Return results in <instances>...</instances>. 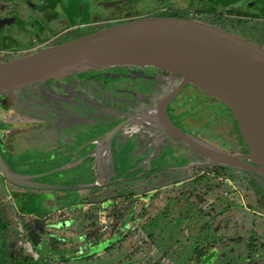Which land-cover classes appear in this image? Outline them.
<instances>
[{"label":"flooded vegetation","instance_id":"1","mask_svg":"<svg viewBox=\"0 0 264 264\" xmlns=\"http://www.w3.org/2000/svg\"><path fill=\"white\" fill-rule=\"evenodd\" d=\"M146 18L194 20L220 28L248 42L251 39L264 45V0H0V64L26 57L48 48L70 43L105 29ZM64 41L66 42L64 43ZM112 70L114 69L107 71L110 72ZM141 71H143V75L138 79L139 87H117L116 90L120 93L123 92L124 96H128L129 99L116 101L111 98L112 111L110 110L111 108L106 109L103 106H99L92 98L87 97H78V99L64 102L63 99L43 92L46 83H39L16 91L15 94H18V97L14 93L12 95L0 96V152L4 160L15 170L30 174H42L57 170L62 171L38 180L40 182L65 183L70 181L79 171V167L77 168L76 166L78 161L73 163L70 159L69 161L63 162V155L67 154L69 150V155L72 158L75 156V154H71L73 147L72 140L69 138L70 143L56 142L54 138L56 132H52L54 129H51L47 131L49 133L40 142V145L46 151L45 158L43 156L39 158L36 156L18 157L14 153L13 144L19 130H27L28 128L34 130L49 129L55 122H50L49 119L39 117L36 114L41 113L44 108L56 109L61 112L63 111V106H65L78 115L76 116L78 120H81L79 116H83L85 110L86 112H88V109L98 110L100 113L102 112L101 114L105 118L94 123L88 121V130L93 134L92 137L86 142L78 143L73 148L74 151L82 150L81 153L86 155L87 152L94 148L93 145L86 146L91 142L93 143L95 138L115 129L133 117L155 108L162 100L173 94L181 86L183 81V78H175V87L168 92H164L157 85L161 84L165 77L170 79V75L173 77L176 75L154 68L132 67L131 74H127V77ZM101 72L106 71H90L83 75L81 74L82 76L77 75L65 79L50 80L48 82L80 80L81 83H84L90 89L92 87L88 82L92 80L91 78L93 76ZM97 81L103 83L101 80ZM148 92L152 94L144 96ZM26 94L32 95L29 103L32 107L30 106L31 109L25 113L26 110H22L21 106L24 105L22 104V98ZM186 95L188 94L185 86L168 105L167 113L171 121L176 126L182 128L183 131L194 134L209 142L210 138L204 134L206 132L204 130L201 132L195 130L191 122L192 118H196L199 115L205 117L202 121H208L206 118L207 113L203 112L205 109L194 110L193 108L185 106L175 108V102L180 97ZM140 96H142L141 101ZM131 105L138 106L136 113L126 112L125 108L132 109L130 107ZM184 108H187L188 113L183 115L182 111H185ZM28 112H33L30 113L32 117L25 118L24 116ZM67 115H69V112H67ZM122 116H124L123 120L117 121ZM187 116L189 117L190 123L186 121L188 120ZM18 117L25 119L20 122L17 119ZM56 120L58 122L57 124H59V119ZM106 123H111L109 125L110 127L106 131L98 133L100 131H98L99 126ZM63 126L67 127V123L54 127L62 130L61 127ZM82 130V128L75 129L69 133L78 134ZM68 136L71 137L70 134ZM50 141L51 143L47 144ZM174 142L180 146L196 150L174 139L165 142L156 154V145L149 148L140 146L134 141H131L126 149L123 150L122 157L117 164V177L115 178L116 180L122 181L116 185L120 186L125 184V182H133L135 184L133 193L129 194L125 198V201L127 200L131 203L132 200H140L145 192H147L145 190L149 184L146 182L155 181L156 179L154 177H158L163 172L162 165L166 162H163L161 156L167 155L166 146L168 143ZM212 145L219 148L215 144ZM240 146V150L238 152L233 151V154L245 155L243 153L245 145L240 142ZM61 152L64 153L60 154ZM53 153H58L54 159L51 157ZM123 165H125V168L121 172ZM63 167L71 170L63 172ZM137 168L139 169L136 170ZM218 168L216 167L213 170H217ZM229 169H237L249 174L248 171L242 168ZM150 170H153V172L149 174L148 171ZM213 170L210 169L209 172ZM120 173H123L124 176L121 177ZM66 174H69V176L64 177ZM139 174L146 176L137 177ZM203 174L210 175L206 174L205 171L201 175ZM195 178L193 176L178 183H167L165 181L164 184L155 189H165L167 185L176 184L188 186L187 182L193 181ZM261 182L259 183L264 186V180ZM118 186L115 187L116 189H114L113 194L109 193L105 194V196L97 195L96 191H107L108 189L106 188L79 193L82 195L85 194L81 198L83 203L96 202L99 199L104 201L114 197ZM89 192L95 193L87 195ZM81 194L78 198H80ZM70 197V194L66 191L50 192L46 190L19 188L8 181L0 169V264H69V260L67 259H75V261H72V264H76L82 259L95 261L96 258H98V264H125L127 260L131 261L133 258H137L135 260L141 262L143 261L141 257L144 260L147 258L148 261L147 259L146 261L149 264H153V257H147L144 254L146 250H143L141 241H137L134 246L131 245V242L123 243L127 242L128 236H131V229L121 230L120 233H113L111 242L102 248V250L104 249V254L116 249L119 257L118 260H113L112 255L110 263L104 260L102 261V253L98 254L101 249L95 251V247H84L89 253H92L91 255L89 253L86 255L81 254L80 256L67 257L63 260V203H68L69 200L74 199ZM114 202H112V205H114ZM124 203L118 202L119 207L123 208ZM115 206H117L116 202ZM80 215H82L85 221L87 220L86 223L81 222L82 218ZM77 216L76 220L79 223L78 229H80L79 235L82 238L83 245L85 238L90 239L98 232L97 229L93 228H89L87 231H83L82 229L83 224L88 225V220L91 217L95 219L96 215L86 217L84 214H78ZM112 232L108 231L106 237H110L109 235ZM185 232L187 235L183 239ZM188 232V230L181 232L182 244L179 245L177 243L175 245L176 247L170 245L163 250L153 245L155 248L150 249L151 252L156 251L155 253L159 257L167 251L166 260L172 261V264H196V260L194 258L190 259L188 254L194 250L193 240H190L191 235ZM188 236L190 237L188 238ZM116 244H119L118 248H116ZM124 245L129 250H122ZM186 251L187 253H185ZM68 253H71L70 250L67 251ZM183 253L185 254L183 255ZM210 253L200 264H203Z\"/></svg>","mask_w":264,"mask_h":264},{"label":"water","instance_id":"2","mask_svg":"<svg viewBox=\"0 0 264 264\" xmlns=\"http://www.w3.org/2000/svg\"><path fill=\"white\" fill-rule=\"evenodd\" d=\"M154 68L183 76L181 86L155 108L139 114L102 134V140L125 138L154 115L169 139L196 149L220 167L242 168L260 183L264 180V48L232 33L202 22L176 18H146L91 34L76 41L0 64V96L50 80L65 79L90 71L117 67ZM197 72L206 73L209 83L229 106L240 123L248 145L245 155L229 154L206 140L183 131L167 113L168 105ZM94 144L91 142L86 147ZM85 147V148H86ZM84 148V149H85ZM82 151V150H81ZM94 148L87 152L93 156ZM120 150L106 165H92L77 172L68 182L38 180L62 171L30 174L15 170L0 152V169L15 186L28 190L76 191L105 189L116 180ZM75 155L71 162H75ZM77 166V165H76ZM75 166V168H76ZM74 169V168H73ZM63 167V172L70 171ZM146 175H138L144 177ZM264 187V186H263Z\"/></svg>","mask_w":264,"mask_h":264},{"label":"rangeland","instance_id":"3","mask_svg":"<svg viewBox=\"0 0 264 264\" xmlns=\"http://www.w3.org/2000/svg\"><path fill=\"white\" fill-rule=\"evenodd\" d=\"M67 41V40H66ZM64 41V43L66 42ZM249 41L259 47H263L259 42L253 41L249 39ZM132 67L128 66H122L117 67L114 70L108 72H101L100 74L93 76L90 82H88L89 85H91L92 88H88L84 83H81L80 80H73V81H54V82H46V86L43 88V92L46 94H51L56 98L63 99L64 102H67L72 99H78L80 98H92L93 101L99 105L103 106L106 109L111 108V98L116 101L126 100L129 99L128 96H124L123 92L117 91V87H139L138 79L141 75H143V71L132 74V76L127 77V74H131ZM171 74V73H170ZM83 75V74H82ZM81 75V76H82ZM173 77L170 75V79L164 78L163 82L161 84L157 85L159 89H161L164 92L170 91L173 87H175L176 79H182L183 76L179 74ZM172 76V78H171ZM97 80L103 81V83H100ZM151 92L146 93V95H151ZM15 96L18 97V94H15ZM142 95V96H143ZM142 96H140V101L142 100ZM32 98V95L26 94L23 99V106H21L22 110L29 111L31 109V105H29ZM20 107V105L18 104ZM31 106V107H30ZM137 105H131L132 109L125 108L126 112L130 113H136L138 111ZM185 111H182V114H187V108H184ZM88 112H84L83 116H79L81 120L76 118L78 116L76 113L72 112L67 107L63 106V111H57L44 108L41 113H36L39 117L49 119L50 122H55L52 124V126L49 127V129H30L27 130L24 129L22 131L19 130L18 135L16 136V139L14 141L13 147H14V153L18 157H27V156H36L37 158L45 155L46 151L45 148L40 145V142L42 141V138L46 136L49 132L48 130L54 129L52 132H56L55 139L58 143H70L69 138L72 140L73 147L72 149L80 142H86L90 137H92V133H90L89 126L87 124L88 121L90 122H99L100 120L104 119L105 116H103L98 110H87ZM67 112H69V115H67ZM203 112H206V118L208 121L204 120V116L199 115L196 118H192L191 122L193 127H195V130L201 132L204 130L206 133H204L206 136L210 138V141L208 143L215 144L219 148H221L224 152L233 154V151L238 152L241 148L240 146V135L242 137V132L240 130V123L236 116L234 115L233 111L229 108V106L222 104L221 106H214L209 107L205 109ZM30 113L28 112L24 117L29 118L32 117ZM63 113V114H61ZM66 114V115H65ZM188 117V116H187ZM210 117V118H209ZM23 117H18V121L22 122L25 119ZM124 116L121 118H118L117 121L123 120ZM185 118V117H184ZM59 119V124L61 126L65 123H67V127L63 126L61 127L62 130H58L54 126H58L57 120ZM83 123H79V122ZM86 121V122H85ZM189 122V117L188 120ZM19 122V123H20ZM112 123V122H111ZM111 123L102 124L98 128V133H102V131H106L111 125ZM190 123V122H189ZM188 123V124H189ZM204 123V124H203ZM30 127V125H29ZM83 129L78 134L74 133L71 134L69 132L75 130V129ZM204 128V129H203ZM188 129V128H187ZM189 130V129H188ZM70 134L71 137L68 135ZM68 137V138H67ZM62 139V140H61ZM77 141V142H76ZM51 143L48 142L47 144ZM76 143V144H75ZM71 147V146H70ZM167 148V155L161 156L163 159L162 170L163 172L158 175V177H154L155 181H147L146 183L149 184V186L146 188L145 191L152 192L155 188L165 183H178L182 182L184 180H187L193 176L198 177L203 173V171L206 172V174H211L209 170H213L216 167H220L217 163L213 162L210 158L202 155L197 150H193L188 147H183L178 144L174 143H168L166 146ZM70 151V150H69ZM69 151L67 154L63 155V162L72 160V156L69 155ZM165 152V151H164ZM64 152H61L60 154H63ZM86 153V152H84ZM58 153L51 154L52 159L56 157ZM87 154V153H86ZM45 158V157H44ZM158 161L157 159H155ZM126 163V162H125ZM156 163V162H154ZM125 168V165L122 166L121 172H123ZM137 168L136 170H138ZM161 169V168H160ZM214 171V170H213ZM230 173L236 174V176L244 177V173L241 170H234L230 169ZM153 172V170L148 171L150 174ZM198 172V173H197ZM121 177L124 176L123 173H120ZM140 175V174H139ZM69 174L64 175V177H68ZM231 186L234 188V192L231 190H228V194L226 195L225 200H223L221 203H218L216 205V209L218 212L223 211V209H226L227 206H229V201H232V209L237 211L235 217L233 216L232 211L231 212H225L223 218L227 219V222L229 220H237L242 221L244 211L241 208L236 209L234 205L242 203L245 210L252 208L253 204L251 201L253 200V196H249L248 198L245 197L246 193L244 190L239 189V187H235L233 183L235 182H229ZM237 184V183H235ZM118 185H114L111 188L108 187L107 191H100L97 190V195H103L105 194H113L115 187ZM168 186V185H167ZM185 185H181L180 187H184ZM164 187V186H162ZM135 189V184L133 182H128L125 184H122L118 186L117 191L115 192V195L113 198H109L108 200H97L96 202L93 201L91 203H83L82 202V196H85V194H81L76 191L68 192L70 194V198H74L69 200L68 203H63V260L67 257H75L80 256L81 254H87L89 251H87L84 247V244L82 245V238L79 235V223L76 220V216L78 214H84L86 217L91 215L98 214H111V210L114 208L112 205V202H114L116 199H118V202H124L125 198L129 196V194L133 193ZM145 192V193H147ZM95 193V192H92ZM91 192H89L87 195H91ZM81 194L80 198L79 195ZM251 194V193H249ZM167 197L163 195L162 197H156L154 200V207L150 210L149 214L145 219H143L140 222H145L146 219L152 221L150 224L143 223L142 228H140V234L136 236H128L127 242L123 243H129L137 241H141L142 248L145 251V255L147 257H153V264H165L170 263L172 264V261L166 260L167 257V251L164 252L159 257L156 251H152L150 249L155 248L153 245H155L157 248L163 250L168 248L170 245H175L177 243L182 244L183 239L186 237L185 235L182 239V233L185 231H189L191 235V241L194 240V243H197L200 241V237L196 235L197 231V225L200 224L199 214L193 211L192 213L187 214L186 210H192L193 208H196V206L192 203V201H185V199H178L173 203H169L166 199ZM244 198V200H243ZM138 201V200H137ZM175 203V204H174ZM174 206V209L171 213L168 212V209L170 210V207ZM230 208V206H229ZM231 209V208H230ZM179 211H184L183 214L180 215ZM174 212V213H173ZM247 213V211H245ZM247 218L250 220L252 219V214H245ZM82 218V215H80ZM78 217V216H77ZM166 217V219H164ZM174 217V218H173ZM242 217V218H241ZM254 218V217H253ZM83 219V218H82ZM141 219V218H140ZM209 219V218H207ZM224 219H220L219 223H222ZM210 221V219H209ZM171 222V223H170ZM128 226L133 227L136 225H132L131 222H127ZM230 223V221H229ZM228 223V224H229ZM203 224V223H202ZM250 224V223H247ZM245 222L239 226L238 229L235 231H228L232 223L228 226V228H221V227H214L211 225L210 230H208V234H204L203 236L206 237H212L213 232L218 233V236L221 237V240L225 241V238L230 235H237L238 237H245L244 242L241 244L238 243H218L216 248L212 250L210 255L204 260L203 264H264V236L261 235V237H249L246 234L245 231ZM199 226V225H198ZM248 226V225H246ZM191 227L193 228V233L190 232ZM260 234H258L259 236ZM190 236H188L189 238ZM179 238V239H178ZM252 238L254 241H256L255 247L252 250H249L247 247V244L250 242L249 239ZM177 239V240H176ZM131 240V241H130ZM250 244V243H249ZM119 244H116V248H118ZM65 247V248H64ZM71 253L67 254V251ZM122 250H129L127 246H123ZM149 250V251H148ZM73 251V252H72ZM101 260L106 261L108 263L111 262L110 258L113 255V260H118L119 257L116 253V249L104 254V249L100 250L98 254H101ZM187 253V251L185 252ZM183 253V255L185 254ZM90 255L92 253H89ZM104 254V255H103ZM68 255V256H66ZM71 255V256H69ZM73 255V256H72ZM143 261L137 262L133 258L131 261L127 260L125 264H149L146 259L144 260L143 257H141ZM69 260V264H72V259ZM76 264H98V258H96L95 261L89 260L86 261L85 259L79 260Z\"/></svg>","mask_w":264,"mask_h":264},{"label":"trees","instance_id":"4","mask_svg":"<svg viewBox=\"0 0 264 264\" xmlns=\"http://www.w3.org/2000/svg\"><path fill=\"white\" fill-rule=\"evenodd\" d=\"M160 71V70H159ZM240 142L245 145V150H243L244 154L249 153L248 145L244 141V139L240 135ZM229 167H219L217 170L212 171L210 175H199L193 181L187 182L188 186L180 187L181 185H168L165 189H155L153 192L145 193L140 200L133 201L129 203L127 200L124 201L123 208L119 207L118 201L115 200L117 206L111 210V214H98L95 219L91 217L88 221L89 224H83L82 229L83 231H87L89 228L97 229V234L90 239L84 240V244L88 248H94L95 251L98 249H102L105 245H107L113 239V233H120L121 230H129L130 227L128 226V221L131 222L132 225H136L131 227V236L135 234H140L139 229L142 228L143 223L150 224L152 221L147 220L145 222H140L147 217L150 210L154 207V200L156 197H162L165 195L167 201L169 203H173L176 200L185 199V201H192V203L196 206L191 211L186 210L187 214L192 213L195 211L199 214L200 221L202 223L197 225L196 235L200 237V241L194 243V250L189 252L190 259H195L196 264H200L201 261L212 251L216 248L218 243H238L241 244L244 242L245 237H238L235 235H228L225 238V241L221 240V237L218 236V233L215 234L213 232L212 237H204V234H208V230H210L211 225L219 228H228V226L232 223L231 228L228 231H235L239 228V226L244 224L245 222V231L249 237H261L264 236V188L259 183L257 179H255L252 175L244 173V177L236 176V174H232L229 171ZM229 182L233 183L235 187H239V189L244 190L246 195L245 197L248 198L249 196H253V200L251 203L253 204L252 208L245 210L242 203L234 205L236 209L241 208L244 211L243 220L237 221L224 219L225 212L233 213L232 217H235L236 212L232 209L231 203L229 201V206L223 211L218 212L216 209V205L221 203L223 200L227 199L226 195L228 194V190L234 192V187L230 185ZM186 184V183H185ZM234 188V189H233ZM251 193V194H249ZM231 202V203H230ZM113 204V203H112ZM175 204V203H174ZM174 209V206L168 209V212L171 213ZM247 211V213H245ZM180 215L184 213V211H179ZM174 213V212H173ZM238 213V212H237ZM245 214H252L253 217L250 220L246 217ZM241 217V218H242ZM141 218V219H140ZM174 218V217H173ZM209 218V219H207ZM166 219V217H164ZM220 219H224L222 223H219ZM140 220V221H139ZM87 221V220H86ZM86 221L81 219V222L86 223ZM171 223V222H170ZM229 223V224H228ZM250 223V224H247ZM248 225V226H246ZM108 231H113L110 237H106ZM190 232H194L193 228L191 227ZM258 234H260L258 236ZM249 243L247 247L249 250L254 249L256 241L252 238L249 239ZM142 243V242H140ZM134 242H131V245L134 246ZM143 244V243H142Z\"/></svg>","mask_w":264,"mask_h":264},{"label":"bare ground","instance_id":"5","mask_svg":"<svg viewBox=\"0 0 264 264\" xmlns=\"http://www.w3.org/2000/svg\"><path fill=\"white\" fill-rule=\"evenodd\" d=\"M208 79L209 76L206 73L197 72L194 74L186 85L188 95L180 97L175 102V108L185 106L197 110L222 105L221 96L209 83ZM169 140L160 125L158 116L154 115L141 124L133 134L127 136L122 143L119 139H112V137L105 140L97 137L93 141L94 153L90 158L81 153V150L74 151L72 149L71 154L77 156V168L79 167L81 173H85L92 165L100 164L103 167L106 166L120 150H125L131 141L149 148L156 145V154L164 143Z\"/></svg>","mask_w":264,"mask_h":264},{"label":"crops","instance_id":"6","mask_svg":"<svg viewBox=\"0 0 264 264\" xmlns=\"http://www.w3.org/2000/svg\"><path fill=\"white\" fill-rule=\"evenodd\" d=\"M218 245V244H217Z\"/></svg>","mask_w":264,"mask_h":264}]
</instances>
